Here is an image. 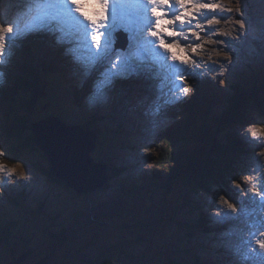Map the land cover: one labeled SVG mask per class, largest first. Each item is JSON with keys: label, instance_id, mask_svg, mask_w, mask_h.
I'll return each mask as SVG.
<instances>
[{"label": "trees", "instance_id": "1", "mask_svg": "<svg viewBox=\"0 0 264 264\" xmlns=\"http://www.w3.org/2000/svg\"><path fill=\"white\" fill-rule=\"evenodd\" d=\"M2 1L3 0H0V2ZM9 1L11 3L15 1L17 7L18 1L21 0ZM32 42H34L35 48L37 49H31ZM38 42H40V39L35 36V39L31 42L27 41L23 44L24 48L21 47L22 49L18 50L24 55H32L33 57L31 59L22 57L23 60L19 61L15 59L14 62L10 64L9 83L0 89V111H2L4 115V120L0 125V135L2 134L0 137V147L5 148V142L10 146L7 156L11 157V162L20 160V153L25 149L37 148L29 130L30 125L38 119H43L48 114L45 115L43 111V113L39 115V118H36V116H38L35 114L36 110L34 109L33 113H29L28 107L31 103L30 91L37 82L35 79L41 77L47 79L50 77L59 84L61 89H65L70 94L74 95L72 103L74 107L71 113L61 102L54 103L55 106H52V101L45 103L44 106L50 107L49 111L52 112L53 115L66 123L67 118L72 117L78 119L79 114L83 121L81 123H84V125L81 124L82 127L94 132L97 138V144L100 145L106 137L107 139L111 137L114 140L113 145H119L121 141L114 138L117 136L116 131H119L121 128L122 130L120 133L125 134L127 132H124V126H118L120 124L115 126L112 124L115 128H106L99 132V128L97 129V127L94 126V123L98 119L102 125L106 123L110 124L107 119H103L105 114H102V111H99L100 113L95 115L89 114L86 111L84 113L81 112L82 107L79 105L84 101L81 98V94L88 88L94 72L88 78L79 71L74 72L72 75L66 73L65 66L69 65V61L63 60L57 53L50 50L48 44L40 45L39 43L38 45ZM37 53L38 55H36ZM37 56H39V60H37ZM247 71L248 69H245V72ZM236 79L237 81L231 80L221 83L227 92V95L223 97L221 96L223 92L217 93L210 81H201L200 79L201 85L197 83L194 94L184 105L183 111L180 114L175 113L176 110L168 108L166 114L172 120L158 135L157 140L153 144V149L155 150H153L154 155L151 157V160L148 161L151 166H146L143 169L144 172H140V181H137L136 178H131L130 172H125V166L128 167V164L127 162H123L120 166L108 165L105 183H110L112 177L120 176L118 182H120V186L123 189L122 193L126 197L131 196L132 198H135L137 194L147 193L146 191L158 192L164 190L163 192L167 195H165L163 199H165L166 202L162 200L163 203L159 207L158 212L163 213L167 210L168 220L175 223L178 230L187 231L190 230V228H188L183 221L184 213L182 211V209L186 207L185 210L187 213L189 212L195 215L193 224H196L200 229L201 235L205 233L208 234H205L206 236L203 237V240L213 239L216 228L206 221V214L202 211L204 204L202 198L201 205L197 202L193 203L190 197L185 196L183 201L184 205L180 206V208L166 209L165 207L168 205L167 200L170 197L169 193L179 184L187 189L188 193L201 192L205 193L207 196H212L216 191H224L226 184L229 183V178H239L247 168L244 169V165H247L250 161L247 157V153L250 151L242 145L237 135L238 133L235 131V127L238 126L239 123L243 124L244 122L242 120L248 116L244 113V105L247 102H250L251 106L255 107L264 118V72L257 73L255 79H247L249 81L247 83L240 78ZM193 85L195 86V83ZM114 92L116 94L112 96L119 99L121 93L117 91ZM56 93V91H53L52 95L55 96ZM123 95H125V92H123ZM221 103H225V107L216 111L218 105ZM23 109L25 112L21 115L19 112ZM54 109L57 111H54ZM136 117H138L139 120H134L141 123L140 116L136 115ZM135 136H137V134ZM136 138L137 137H131L126 134V138L122 142L130 145L128 147L129 149H134L137 146L134 141ZM14 141L16 142L14 143ZM159 168L166 171V177L158 176L156 171H158L157 169ZM44 172L47 179L50 181V186L58 188L60 192L67 197L69 204L66 203L67 206L63 207V200H56L55 194L46 189L48 192H43L42 201H46L52 206L53 224H48L42 220L39 224V229L49 233L47 236L50 241L48 246L52 247L53 250H60L62 249L61 246L70 248V245L74 244L71 236L67 237L68 234L65 226L69 224L71 220H75L76 215L79 217L83 215V209L79 207L75 208L74 206V204L77 203V199L79 198L82 201L85 197L84 199L87 198L88 200L89 196L79 195L74 192L66 183L58 180L51 174L49 166L44 169ZM107 187L108 184H106L103 189H107ZM161 188L164 189L161 190ZM22 194L23 192L20 194L15 193L21 202H25ZM17 197L8 195L6 199L10 201V209L6 208L0 211V264H11L15 261H17L18 264H26L29 260L32 261L31 264H37L46 257L41 252V254H39L32 238L25 239L22 236L27 232L26 226L29 225L27 220L30 209H27L25 212V205L23 203H17ZM34 199L38 198L35 196L32 199V204L35 206L36 202H33ZM37 208L39 209V204ZM70 208L71 213L67 214L66 212ZM179 213H182L181 221L179 219L177 220L176 217ZM139 214L140 213L129 215L126 212L123 213L124 217H129V226L132 228H129L127 231L128 233L125 235L119 232L120 238L115 239L113 242L104 246H99L97 245L99 243L98 238L95 236L91 237V239L96 241L95 246L99 248L95 250L92 257L89 255H82L81 252H74L72 249L70 253L71 257L77 264H122L118 260H130L133 263H141V261H137L132 258L133 256H130L132 254L129 252V246L143 245L144 239L152 235L153 229L159 225V222L158 220L155 222L151 221L152 224L147 226V223L144 224L143 222H148V220L145 217H140ZM158 216L160 217V215ZM139 218L144 225L137 220ZM56 220L58 221L57 223H55ZM135 226L139 229H144L147 226L150 229L143 233H141L142 230L134 232L137 228ZM122 229L124 230L125 228ZM80 238L81 242V235ZM203 240L201 242V249L207 254L206 257L212 260H210L212 264H227V262L230 264H238L236 260L231 261L230 257L225 254L222 248H217L213 244H211L210 247L208 244L204 245ZM215 240L217 241L218 239ZM29 242L33 244L34 249L30 248ZM88 244L91 245L90 242H88ZM173 247L175 249H173L171 253L168 247H166L167 249H163L164 247L156 248L155 253H158L157 261H149L147 264H208L201 260L202 256L197 255L193 250L188 248H186L187 255L184 256L188 259L187 262H185L183 260L184 257L181 258L179 255L183 247L172 246V248ZM17 250L20 253L22 251L24 256L29 254L30 257L23 262L24 259H20L22 255L17 254ZM37 251L38 253H36ZM145 254L149 255V252L147 251ZM220 254L222 258H220ZM216 256L219 257L216 258Z\"/></svg>", "mask_w": 264, "mask_h": 264}, {"label": "rangeland", "instance_id": "2", "mask_svg": "<svg viewBox=\"0 0 264 264\" xmlns=\"http://www.w3.org/2000/svg\"><path fill=\"white\" fill-rule=\"evenodd\" d=\"M19 6L16 7V3H11L9 0H3L0 2V23H16L19 21L21 24H26L32 21L34 15L37 14L38 6L36 5L35 0H23V2L18 1ZM262 0H241V8L245 13L244 19L246 21V24L248 26L247 32L244 35V37L240 41H231V45L235 47V52L232 53L233 60L232 63L229 64L227 61H222L219 64H216L215 67L219 69V71L216 72H210L207 75H204L203 77H197L195 80H189L190 83H194L198 81V84L201 85V81L199 79L208 80L210 81L213 86L215 87V90L218 92H223V95H227V92L225 88L221 85V81L223 82H229L231 80H236V78H240L244 82H249L247 79H255V75L257 73L264 71V4L262 5ZM77 3L80 5V7L85 8V11H90L87 13L89 17L96 18L97 14L100 11V7L98 4L95 3V0H78ZM126 8L129 9L130 6H132L135 3V0H125ZM229 16L235 17L236 19L241 18L239 15H237L235 12L227 14ZM149 18L150 14H149ZM34 33V32H33ZM32 33L25 35L22 38H19L17 41H15L16 44H18L20 47L23 45L24 41L35 39V37L31 36ZM123 35L124 33H120ZM45 39L51 40L55 45H57L58 49H62L63 52H60V55L65 54V47L69 48L71 45H64L63 43L57 44L56 40H52L50 37H46ZM219 39H230L225 37H219ZM126 43L124 47L118 48L123 49L127 46V39L125 36ZM31 42V41H30ZM39 45V42H38ZM31 49L35 50L34 42H32ZM39 49V48H38ZM19 53L17 47L15 44L12 45V53ZM178 54H180L178 52ZM38 55V53L36 54ZM14 53L11 56L10 62L3 67V71L6 76V83L4 86H6L9 83V68L10 64L16 59ZM80 57H82L80 55ZM252 61V62H251ZM221 64L226 65V68H221ZM100 69H98V75L96 76L94 82H99L102 79L101 74L104 73L107 70V65H101L99 66ZM245 69H248L247 72H245ZM257 73H256V72ZM245 72V74H244ZM213 73V74H211ZM214 75V76H213ZM101 77V78H100ZM100 78V79H99ZM144 72L140 73L139 75H133L129 76L128 78H116L112 85L105 91V95H103L101 98L96 99L93 104L90 105L89 100L90 97L93 94V85L89 87V91L87 93V102L85 104L86 107H82L81 112L84 113L85 111H97L99 108L102 110V114L104 113L105 116L103 119H108L109 122H118V120L124 121L123 123H120V125L115 124V126H132V127H124V132L127 131L125 134L120 133L122 128L117 132V136L114 139H117L118 141H121L119 145H113L114 140L112 139H106L104 140V150L102 151L99 147H95L93 152L91 153L94 160H98V157L106 159L111 165L114 166H120L123 162H127L128 167L125 166V172H130L131 178H136L137 181H140V172L143 171V169L148 166V162H145L142 154V145L146 142H153L157 140L158 135L160 132L165 128L167 124L171 122V118H160L163 114L161 110L156 115H151L152 112L159 106L161 107L162 102L157 100V92H156V80L152 79V90H149L147 92V86H144L146 89L145 92L137 94L138 99L131 100V98H125V96L120 97V99L113 97V94H116L114 91L120 90L121 83H128L129 81H136L138 80H144ZM35 81L38 82V85L42 87L41 92L44 93V96L39 97L37 99V103H44L45 100H47L49 97H51L52 100V106H55L54 103L61 102L64 104L68 109L69 112H72V106L70 104L73 103V97L66 91L62 90L59 87V84L52 80L50 77L45 80L43 78H36ZM197 86V85H196ZM1 89V87H0ZM225 90V91H224ZM49 91H56L57 96L56 100H54V95L49 94ZM135 97V98H137ZM133 102V103H132ZM89 105V107H88ZM103 105H106L105 108H103ZM179 102H176L175 105L173 104L172 108L175 106H178ZM225 103H221L218 105L216 111L223 109ZM135 107L144 117V121L141 123H138L139 120L138 117L135 116L134 112H132V108ZM39 110V106L37 107ZM50 107H45L44 113L49 114ZM54 111H57L54 109ZM68 111V110H67ZM25 110L23 109L19 113L22 115L24 114ZM42 111H37V115H41ZM78 113V112H77ZM244 113L248 116L245 117L242 121L244 122L239 123L238 126L235 127V131L238 133L237 135L240 137L239 139H242L244 144H242L244 147H249L253 151H251V154L253 155L255 152L259 150V147H253L251 144L246 143L245 140L239 135V132L241 129L246 128L249 125L252 124H258L262 121H264L263 116L259 114V111L251 106L250 102L245 103L244 105ZM110 116L113 118H110ZM39 116H36V118ZM109 117V118H108ZM80 118V117H79ZM142 118V117H140ZM134 119H137L135 121ZM4 120V115L2 111H0V125L2 124ZM67 121L71 124H80L82 121V118L75 119L72 117H69ZM106 122V120H105ZM83 124V123H81ZM96 127H98L95 124ZM105 129H111L115 128L111 124H105L103 125ZM135 126V129L133 128ZM101 129V127H99ZM143 132V133H142ZM120 134V135H118ZM126 134L130 135L131 137L137 138L134 140L136 142V147L134 149H129L128 147L130 145H127V143L122 142L126 138ZM2 135V134H1ZM0 135V137H1ZM142 137V138H141ZM1 140V139H0ZM133 141V142H134ZM3 142V141H2ZM16 141H14L15 143ZM6 152H8V149H10L9 145L4 143ZM28 149V151H27ZM23 152L20 153V160L23 165L25 166L26 170L31 173L32 179L30 181H18L14 185H8L6 188H4V194L3 196H0V207L8 208L9 207V201H6V198L8 195H12L14 197H17L15 193L20 194L23 192V200L25 202H21L19 198L17 197V203H23L25 205V212L27 209H30L29 216H28V224L26 226L27 232L24 233L22 236L25 239H30L34 241L36 245V249L39 251V254H43L46 257V260L43 264H77L76 261L71 257V249L74 252H81L82 255H89L92 257V254L95 252L96 249H99L96 245V241L91 239V237L95 236L98 238L99 243L97 245L104 246L110 242L115 241V239L120 238V233H123L124 235L127 234L128 229L132 228L130 227L129 223V217L123 216V213L126 212L129 215H134L136 213H140V217H145L148 222H143L144 224L147 223V226H150L152 224L151 221L155 222L158 220L159 225L156 226L155 229L152 231V235L146 237L143 241V245H132L129 246V252L132 254L130 256H133L132 258L136 259L137 261H141L139 264H147L149 261H157V254L155 253L156 248L164 247L163 249L169 248V251L175 249L174 247H183L182 251L179 252V255L181 258H183L185 255H187L186 248L193 250L197 255L202 256L203 262H208V264H212L210 262V258L206 257V253L203 252V249H201V242L203 240V237L206 235H201L200 229L196 226V224H193V221L195 220V215L191 213H187L185 208L182 209L183 213V221L187 225L190 230L187 231H180L178 230V227L175 223H172V221L168 220V211L165 210L163 213H159L158 209L161 206V204L166 202L163 197L167 195L165 192H163L164 188H161L163 191H146L147 193H142L140 195H136L135 198L126 197L122 192L123 189L120 186V182H118V178L112 177L110 180V183H108L107 189H103L106 184H104L102 187L91 191L88 194V200L87 198L83 201L81 199H77V203L74 204L75 208L79 207L83 209V215L81 217L76 215L75 220H71L69 224H66V231L69 236H71V239L73 241L74 245H70V248H66V246H61L62 249L60 250H53L52 247L48 246L50 243L49 238L47 237L49 233L45 230L39 229V224L42 222V220L46 223L53 224L52 216L53 211L51 205L46 202L42 201L43 199V192H48L45 188L53 187L51 190L55 194L56 200H63V207L67 206L66 203L69 204V201L67 197L60 192L58 188L55 186H50L49 179H47L44 169L49 166V163L46 159L45 154L42 150L34 149V148H27ZM154 150V149H153ZM155 151V150H154ZM9 153V152H8ZM153 152L151 153V157L153 156ZM252 155H247V157L250 159L249 163L247 164V168L244 170V173L247 172L249 164L251 163V157ZM98 156V157H97ZM262 163L264 161L261 160ZM139 163V164H138ZM156 173L159 177H166V171L163 169H157ZM144 172V171H143ZM145 174V173H144ZM120 178V176H119ZM247 188V186H245ZM37 197L36 205L34 206L32 204V199L34 197ZM169 199L167 200V206L166 209H175L180 208V206L184 205V197L188 196L190 197L191 201L197 202L201 205V198L203 204V210L206 212L207 217L209 221L213 224L215 227H219L218 230L214 232V236L212 240H203L204 245H207L210 247L211 244L215 245L217 248H222L225 252V254L230 257L231 261H235V255L233 254V251L228 246L229 244H236L239 239V229L241 227L240 224L236 222H225L220 223L214 219H212V211L213 206L208 203L209 198H212V196H207L205 193H188L187 189H185L181 184H179L177 187H174L173 190L169 193ZM202 196V197H201ZM163 200V201H162ZM187 200V199H186ZM66 201V202H65ZM81 201V202H80ZM183 202V203H182ZM39 204V209L37 208V205ZM125 208H122V207ZM218 206V205H217ZM32 207V208H30ZM43 212H42V211ZM226 210V209H225ZM1 211V208H0ZM46 211V212H45ZM35 212V213H33ZM67 214L71 213V208L67 210ZM160 215V217L158 216ZM44 216V217H43ZM182 213H179L176 217L177 220L181 219ZM140 221L142 225H144L141 222V219H137ZM58 221L56 220L55 223ZM151 222V223H149ZM177 222V221H176ZM189 223V224H187ZM139 229L137 226L135 231H141V233L148 231L150 228ZM122 228H125L124 230ZM201 228V227H200ZM78 232V233H77ZM231 232L232 235L228 236L226 233ZM77 233V234H76ZM130 234V233H129ZM128 234V235H129ZM82 236V241L80 242ZM126 235V236H128ZM90 239V240H88ZM215 239H218L217 241ZM88 240V241H87ZM88 242L91 243V245L88 244ZM78 243V244H77ZM180 243V245H179ZM30 248H33V244L31 242L28 243ZM48 246V247H47ZM207 247V246H206ZM102 248V247H101ZM34 249V248H33ZM38 251L36 253H38ZM149 252V255L145 254ZM227 251V252H226ZM17 254H21L22 257L20 259H24L23 262H25L30 255L24 256L21 251V253L17 250ZM41 252V253H40ZM153 252V253H151ZM214 252V251H212ZM35 253V254H36ZM137 256H136V255ZM56 255V256H55ZM18 256V255H17ZM219 256H216L218 258ZM220 258H222L220 254ZM187 257H184V261L187 262ZM234 259V260H233ZM159 260V259H158ZM122 264H137L133 263L130 260H118ZM212 261V260H211ZM22 262V263H23ZM32 261L29 260L26 262V264H31ZM116 263V262H115ZM11 264H18L17 261L11 263ZM118 264V263H116ZM227 264H230L227 262Z\"/></svg>", "mask_w": 264, "mask_h": 264}, {"label": "snow or ice", "instance_id": "3", "mask_svg": "<svg viewBox=\"0 0 264 264\" xmlns=\"http://www.w3.org/2000/svg\"><path fill=\"white\" fill-rule=\"evenodd\" d=\"M35 2L38 11L31 22L0 23V69L3 70L10 62L15 41L36 31H46L55 36L57 44L71 45L65 55L73 57V62L86 78L99 66L107 65V70L101 74L102 79L94 82L90 97L92 102L101 98L116 78H128L146 71L157 81V100L163 105H173L180 101L179 94L186 92L185 81L189 84L190 79L195 80L219 69L215 67L216 63H208L205 68L189 67L188 63L172 58L175 55L172 49L186 60L199 64L203 50L214 47L217 51L222 49L234 53L231 41H240L244 37L238 35V39H219L225 36L216 34L221 23L233 20L238 23L245 16V13H236L241 17L236 19L227 15L233 11L226 0H135L131 12L126 9L125 0H95L100 7L96 18L86 16L77 0ZM118 33H124L127 39V46L123 49L115 46ZM213 41L222 43L214 44ZM80 50L89 55L86 58L75 55ZM159 111L158 106L151 115ZM239 135L254 148H264V121L241 129ZM154 143L142 145L145 162L151 160ZM0 148L3 149L0 173L11 175L15 171L13 165L23 163L19 160L11 162L6 149ZM262 169L264 163L255 152L247 172L239 178L230 177L225 190L216 191L208 200L213 206L212 219L241 225L238 242L228 245L238 264H264V240L261 239V234H264V195L248 193L247 185L241 179L259 174V191L264 194ZM3 186H8L7 179ZM221 199L229 207H234V211L225 210L219 203ZM226 235L231 236L232 233Z\"/></svg>", "mask_w": 264, "mask_h": 264}, {"label": "water", "instance_id": "4", "mask_svg": "<svg viewBox=\"0 0 264 264\" xmlns=\"http://www.w3.org/2000/svg\"><path fill=\"white\" fill-rule=\"evenodd\" d=\"M41 89L40 85L31 89L29 111L36 105L37 99L44 96ZM85 104L80 103L79 106L86 107ZM88 113L91 114V111ZM30 133L35 146L45 154L51 174L58 180L78 193H88L105 184L107 165L91 157L97 141L93 132L84 130L80 125L67 126L58 117L49 116L33 122ZM43 262L44 259L37 264Z\"/></svg>", "mask_w": 264, "mask_h": 264}, {"label": "clouds", "instance_id": "5", "mask_svg": "<svg viewBox=\"0 0 264 264\" xmlns=\"http://www.w3.org/2000/svg\"><path fill=\"white\" fill-rule=\"evenodd\" d=\"M227 6L229 9L239 15H243L244 11L241 8V0H226ZM248 26L245 23V19L240 20L238 23L236 21H230V22H225L221 23L217 33L219 35L225 36L230 39H238V35H245L247 32ZM35 33V32H34ZM31 36H33V34ZM49 37L52 40H56L55 36L49 33ZM209 40L211 39L210 37L208 38ZM42 40V39H41ZM43 42V40H42ZM53 43V42H52ZM213 43H222V41L216 42L213 41ZM66 45L65 43H63ZM55 49L57 50L55 53H57L63 60L69 61V65L65 66V71L66 73L73 74L76 71L80 72V67L76 63L73 62V57L69 55H60V52L62 53V49H58L57 45L53 43ZM70 45V44H67ZM68 48L65 47V52ZM51 50V49H50ZM20 52V51H19ZM172 53L175 55L172 56L173 59H176L180 63H188L189 67H200V68H205V65L208 63H216L219 64L220 61H227L229 64L232 63L233 56L231 52H225L222 49L217 51L216 48H210L203 50L202 53L200 54V63L196 64L195 62H191L189 60H186L183 55L176 54V50L172 49ZM195 54V53H193ZM77 56H82L83 58H86L89 54L86 51L80 50L75 53ZM37 60H39V56H37ZM221 68H226V65L221 64ZM95 76V74L91 77V79ZM42 78V77H41ZM47 80V78H43ZM6 83V76L5 73L2 69H0V87H3ZM186 83V92L179 94V99L183 100L185 98L190 97L195 89L191 84H188L187 81ZM38 86V82L37 85ZM90 105L93 104L94 102L89 100ZM133 103V102H132ZM248 128H251L252 125L247 126ZM3 154V149L0 148V156ZM257 155L261 158L262 161H264V148H261L257 151ZM15 168V171L11 175L5 176L3 173H0V196H3L4 194V180L7 179L8 185H14L17 183V181H30L32 179L31 173H29L23 166V164H15L13 165ZM264 170V169H262ZM242 180L247 185V191L248 193H251L252 195H264L260 193L259 191V174L251 175V176H245L241 177ZM234 186L239 187V184H235ZM242 194H244L242 190ZM219 203L229 211H234V207H229L228 204H225L223 200L221 199ZM261 239L264 240V234H261ZM264 251V249H262Z\"/></svg>", "mask_w": 264, "mask_h": 264}, {"label": "bare ground", "instance_id": "6", "mask_svg": "<svg viewBox=\"0 0 264 264\" xmlns=\"http://www.w3.org/2000/svg\"><path fill=\"white\" fill-rule=\"evenodd\" d=\"M77 1H78V0H77ZM262 1H263V2H262L261 4L263 5V4H264V0H262ZM251 62H252V61H251ZM263 72H264V71H263ZM156 82H157V81H156ZM127 94H129V93H127ZM120 97H121V95H120ZM119 99H120V98H119ZM174 105H175V104H174ZM172 106H173V105H171V109H172V110H177V108H178L179 105H178V106H175V107H173V108H172ZM123 122H124V121H123ZM82 125H84V123H83ZM82 125H81V126H82ZM133 128L135 129V126H134ZM136 137H137V136H136ZM238 137H239V136H238ZM141 138H142V137H141ZM239 138H240V137H239ZM108 139H111V137H109ZM240 141H241L242 144H244V142H243L242 139H240ZM245 148L249 149V151H250V152L247 153V155H252V154H251V151H253V150L250 149L249 147H246V145H245ZM138 164H139V163H138ZM121 165H122V164H121ZM244 166H245V167H244V169H245V168L247 167V165H244ZM202 209H203V208H202ZM202 211L206 214V212H205L204 210H202ZM206 221H207L210 225L213 226V224L209 221V219H208V217H207V214H206ZM213 227H214V226H213ZM214 228H216V230H218L219 227H216V226H215ZM216 230H215V231H216ZM205 234H207V233H205ZM205 234H203V235H205ZM207 235H208V234H207ZM213 239H214V238H213ZM206 240H207V239H206ZM208 240H209V239H208ZM210 240H212V238H211ZM214 252H215V251H214ZM226 252H227V251H226ZM235 258H236V257H235ZM233 260H234V259H233ZM235 260L238 262L237 258H236ZM207 263H208V262H207Z\"/></svg>", "mask_w": 264, "mask_h": 264}]
</instances>
